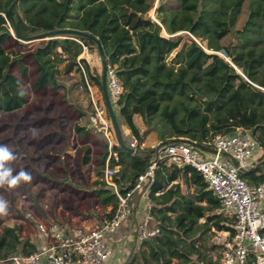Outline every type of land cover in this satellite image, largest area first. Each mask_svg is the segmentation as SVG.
<instances>
[{
    "label": "trees",
    "instance_id": "16d2710c",
    "mask_svg": "<svg viewBox=\"0 0 264 264\" xmlns=\"http://www.w3.org/2000/svg\"><path fill=\"white\" fill-rule=\"evenodd\" d=\"M11 1L0 0V112L22 108L29 100V90L43 92L53 87L55 78L72 72L79 76L76 88L88 92L91 85L100 87L95 68L80 57L84 47L96 49L89 39L64 35L26 51L19 49L22 44L12 35L7 13ZM73 1L19 0L13 7L19 38L56 28H74L96 36L107 66L115 68L123 88L115 111L137 142L143 136L135 116H140L150 131L158 130L161 142L187 138L206 143L217 133H232L235 127L252 130L264 125V0L248 1L244 24L235 30L245 0H160L155 7L158 21L147 15L154 0H75V14ZM162 27L167 37L161 35ZM232 31L244 41L238 43L234 37L229 44L220 45L218 39ZM220 50H225L242 75L227 60L208 52ZM29 58L34 78L28 88ZM256 134L264 149V128ZM108 150L104 148L98 158L99 175ZM110 151L108 164L118 167L113 180L121 191L131 188L138 174L155 159L154 153L132 154L115 145ZM90 154L91 147L83 146V164L90 161ZM240 175L250 185L263 183L264 162ZM178 178L187 187L194 184V191H182L179 184H171ZM98 183L101 186L94 190L95 195L102 203H111L114 210V192L103 180ZM149 198L159 232L144 240L123 264H215L208 257L215 247L208 244L214 233L211 229L232 235L233 220L220 212L202 175L189 166L174 168L165 159L157 160ZM203 201L205 205L200 204ZM19 229L4 227L0 232V256L16 252L19 246L23 254L36 250L29 240L19 241Z\"/></svg>",
    "mask_w": 264,
    "mask_h": 264
},
{
    "label": "built area",
    "instance_id": "2783aa9c",
    "mask_svg": "<svg viewBox=\"0 0 264 264\" xmlns=\"http://www.w3.org/2000/svg\"><path fill=\"white\" fill-rule=\"evenodd\" d=\"M106 84L110 101L116 107L123 88L114 67L107 66ZM93 108L89 122L108 130L109 120L103 117L106 114L105 105L93 104ZM119 123L122 136L131 135L128 126ZM183 139L170 138L158 147L155 159L138 174L133 186L125 191H121L113 180L116 168L105 165L103 181L112 189L117 201L114 210L103 215L93 228L78 226L73 233L66 234L54 221H39L36 228L44 236L45 246L28 254L13 253L0 258V264H101L112 254V236L133 214L134 195L145 203L146 213L133 227L128 239L134 246H139L144 240L155 236L159 227L151 213L149 193L157 160L162 159L177 168L189 166L199 172L220 208L233 216V234L227 233L222 238L215 264H248L250 261L251 264H264V182L250 185L240 175L249 170L259 146L258 140L250 129L235 127L232 133H217L210 141L203 143L216 150V153L207 156L204 150ZM129 146L136 148L134 142Z\"/></svg>",
    "mask_w": 264,
    "mask_h": 264
},
{
    "label": "rangeland",
    "instance_id": "374dc122",
    "mask_svg": "<svg viewBox=\"0 0 264 264\" xmlns=\"http://www.w3.org/2000/svg\"><path fill=\"white\" fill-rule=\"evenodd\" d=\"M159 1L160 0H154L153 7L147 12V15L155 21H158V15L155 13V7L158 6ZM248 1L249 0L244 1L237 24L233 30L243 26L249 11ZM75 6L76 1L74 0L72 10V13L74 14L76 13L74 9ZM164 16L166 15L164 14ZM161 35L165 37L168 36V33L163 27L161 29ZM234 37L239 41L238 43L244 41V38H242L240 35H237V39L235 32L232 31L221 39H218V42L220 45L225 46L233 41ZM19 42L22 44V46L18 48L26 51L43 41L36 40L31 43H23L21 41ZM203 43L204 42H202V44ZM94 55L95 58L92 60ZM217 55L225 60H230L225 50L217 51ZM81 56L87 60L92 68H95L100 80L101 65L97 50L93 49L90 51L89 48L85 47L80 54V57ZM172 56L173 53L170 54L168 62ZM27 64L29 66V76L28 79L25 80V83L29 88L30 81L34 78V65L30 58L27 60ZM78 79L79 76L75 72H72L68 75H61L54 79V85L52 88L47 87L43 92L29 90V100L27 104H25L21 109L11 112H0V148L5 149L9 154L8 159L0 161V165H2V167H0V172L9 171V175L5 177L2 183H0V201L6 199L9 191L15 192L14 195L17 197L25 196L23 199H31V211L33 212L39 213V210L42 208L48 209V174L52 177L60 176L61 174V169L59 168L60 165L56 162H53L54 158H48V152H51L50 149L48 151V138L49 140L53 141L52 148H54L55 151L60 150L61 146L63 145V140L60 138L61 133H66L65 135H67L68 139L70 138V140L71 137L75 135L74 143L80 142V137H78L76 134V128L82 123L83 116L86 117V115H89L94 110L92 105L88 106L89 103L86 100V91L83 88L75 87ZM114 109L116 108L114 107ZM86 112H88V114ZM116 115L118 116V112H116ZM84 121H87L86 118H84ZM56 132H58V134ZM108 132L112 133L113 141L116 144L110 120ZM157 132L158 130L156 133ZM86 139L92 146L94 153H99L104 150L103 146L98 144L94 137L86 136ZM56 140L60 142L54 144ZM11 159H14V161ZM49 161H52L53 164L55 163L53 165V170L48 169ZM67 161V166L65 167L66 170L68 169V172L72 171V173L77 174L75 169L77 158L73 157ZM25 165L26 167L24 168ZM11 172L27 173L29 179L25 181L24 179H17L19 182L11 184L9 183L13 179L10 175ZM99 176L102 177V175ZM58 198L61 199V196L56 195L54 196L53 200ZM16 208L13 209L14 213H19L20 211L24 210L23 208ZM24 212H29V210H24ZM223 212L224 215L230 217V219L233 220V216L231 214L226 213L225 211ZM202 220L203 219H200L199 222H202ZM26 222L27 223H25L23 229L27 231L29 230L30 226L32 228L33 221L29 220ZM211 231L213 232L214 230ZM129 234L127 231V239ZM221 241L222 236H220L218 232L211 234L208 238V244ZM128 242V249L122 254L119 264H123V262L127 260L131 254L138 251V246H134L129 239ZM116 254L117 253L114 252L110 257V259H114V262L110 263L109 260L101 264H114L116 262Z\"/></svg>",
    "mask_w": 264,
    "mask_h": 264
},
{
    "label": "crops",
    "instance_id": "0c3cea01",
    "mask_svg": "<svg viewBox=\"0 0 264 264\" xmlns=\"http://www.w3.org/2000/svg\"><path fill=\"white\" fill-rule=\"evenodd\" d=\"M83 57V56H81ZM84 58V57H83ZM87 94V102L89 105L97 104L102 105L104 103L103 96L101 93L100 87L97 85H91L88 87ZM21 109V108H19ZM16 109V110H19ZM14 111V110H13ZM11 112V111H9ZM88 114V112H86ZM84 113V114H86ZM83 114V115H84ZM91 114V113H90ZM89 114V115H90ZM89 115L83 116V121L77 128L82 129V132H77V136L80 137V142H75V135L68 139V136L65 135L66 133H61L60 138L63 140V145L61 146L60 150L55 151L53 146V141L49 140L48 138V151L49 149L51 152H48V158H54L53 162L58 163L61 169L60 176H51L48 174V209L42 208L39 210V213L31 211V199H23V197H17L15 192H9L4 199L5 209L3 212H0V232L3 231L4 227H13L18 226L20 229L17 231V237L20 242L25 240H29L33 243L36 249L45 246L46 240L44 236L40 235L37 231L36 224L39 221H55L60 228L66 233L70 234L74 232V229L78 226H82L84 229H91L93 228L101 219V217L109 212L112 211V204H105L102 203L100 198L95 195L94 190L98 189L101 185L98 183V180H103V171L105 165H109V158L112 155V151L110 148L112 146H116L115 142L113 141L112 133H109L108 130L102 129L97 125H92L89 122ZM104 118L107 120L109 119L107 112L103 115ZM118 117V116H117ZM86 118V122L84 121ZM119 120V117H118ZM119 122L123 123L119 120ZM135 123L138 126L141 135L143 136V140L141 142H137V140L132 136H123L124 141L126 144H130L134 142L136 148L138 149V153L148 152L154 153L153 156H156L157 149L161 141L159 140L156 131H150L149 128L143 123L140 116H135ZM58 134V132H56ZM86 136H92L98 142V144L102 145L103 148H108V156L105 159V165L102 169V177L97 174L101 168L99 166L98 158L101 155V152L94 153L92 146L90 145L89 141L86 139ZM127 141H126V139ZM73 141V142H72ZM60 141H55L54 144L59 143ZM62 143V142H61ZM50 145V147H49ZM71 145V146H70ZM85 145H89L91 147V154H90V161L88 163L83 164L81 162L82 158V147ZM103 151V150H102ZM264 149L263 146L259 145L258 148L255 150L254 156L251 161V166L249 169H254L258 164L263 163V159L261 157L263 155ZM137 153V154H138ZM207 156H210L214 153L205 151ZM115 159L117 158L116 155H113ZM77 158V162L75 164L77 174L72 173V171L66 170L67 160L71 158ZM14 161V159H11ZM55 164V163H54ZM52 161L48 162V169L53 170L54 165ZM57 164V165H58ZM26 165L24 166V168ZM116 170H118L117 166H114ZM174 168H177L174 166ZM180 168V167H179ZM23 174L27 175V173ZM11 177L14 179L16 178V183L19 182L17 179L23 180L21 173L11 172ZM189 176V174H188ZM55 177V178H54ZM25 181V179H24ZM179 184L182 191L186 189L189 192H193L195 185L190 183L188 187L182 182L181 178H178L172 181L171 184ZM119 188V187H118ZM11 193V194H9ZM60 195L61 199H54V196ZM67 199H66V198ZM53 200V201H52ZM2 201V200H1ZM132 202L134 205L133 214L130 218L126 219L121 227L119 228L118 232L112 236L110 245L112 248V254L116 252V262L114 264H119V260L122 258V254L126 252L129 246L128 239L126 238V232H131L133 227L139 223L145 213H146V206L142 200L134 195L132 198ZM24 204V205H23ZM200 204L205 205L206 203L200 202ZM264 204V201H263ZM23 208L24 210H29V212L20 211L19 213H14V208ZM16 208V209H17ZM220 212H224L220 209ZM30 213V214H29ZM228 213V212H226ZM173 214H171L172 217ZM226 216V215H224ZM174 217V215H173ZM228 217V216H226ZM230 218V217H229ZM32 220L33 226L29 228V230H24L23 226L26 221ZM203 221V220H202ZM211 230H214L212 228ZM214 233H219L220 236L226 237L229 231H213ZM215 247L208 251V257H211L213 261L219 258V251L222 245L221 242H213ZM13 253H21L20 246L16 252H11L7 256ZM111 254V255H112ZM110 255V257H111ZM7 256H0V258H4ZM110 257L102 262L105 263L110 260V263L114 262V259Z\"/></svg>",
    "mask_w": 264,
    "mask_h": 264
},
{
    "label": "water",
    "instance_id": "95a60500",
    "mask_svg": "<svg viewBox=\"0 0 264 264\" xmlns=\"http://www.w3.org/2000/svg\"><path fill=\"white\" fill-rule=\"evenodd\" d=\"M18 1L19 0H12L11 1V3L9 4V6L7 8V13L10 16V20H11V24H12V28H11L12 35H13V37L17 38L19 41H21L23 43H31V42H34L36 40L44 41V40H47L50 38H62V37H64V35H77V36H81V37H84L86 39H89L96 44V50H97L100 65H101L100 89H101V93L103 96L105 109H106L107 115L109 117L111 126H112L113 135H114V138L116 141V146L119 147L120 149L124 150V151L129 152V153L137 154L138 149L130 147L124 141V138L122 136L121 129H120V123H119L118 117L116 115V111H115L114 106L112 105L110 98H109V95H108L107 84H106L107 60H106V57H105V54H104V51H103V48L101 46L99 39L89 32L82 31L79 29H74V28H56V29H52V30L40 31V32H37L35 34L19 38L20 35L18 33V30H17V24H16V20L14 17V12H13V7L15 4L18 3ZM179 33H181V32H179ZM193 39L195 41H197L194 37H193ZM209 53L217 54V52H215V51H211ZM227 61L235 68L236 71H238L239 74L242 75V73L233 65V63L230 60H227ZM259 128H264V125H257L251 130L252 135L258 140V142H260V140H259L256 132ZM183 140L186 141L187 143L191 144L192 146L197 147L201 150L216 153V150L213 147L206 146L203 143H197V142L189 140L187 138H184ZM164 144H165V142H161L159 144V147L164 145ZM222 155L228 157L227 154H222ZM262 161L264 162V158ZM250 170L251 169H249L245 172H248Z\"/></svg>",
    "mask_w": 264,
    "mask_h": 264
},
{
    "label": "clouds",
    "instance_id": "9594fccd",
    "mask_svg": "<svg viewBox=\"0 0 264 264\" xmlns=\"http://www.w3.org/2000/svg\"><path fill=\"white\" fill-rule=\"evenodd\" d=\"M9 158V154L8 152L3 149L0 148V161L6 160ZM0 167H2V165H0ZM9 175V171H2L0 172V183L3 182V180L5 179V177H7ZM21 176L23 177V179L27 180L29 179V177L23 173H21ZM9 183L11 184H15L16 183V178L12 179ZM5 209V204L3 201H0V212H3Z\"/></svg>",
    "mask_w": 264,
    "mask_h": 264
}]
</instances>
